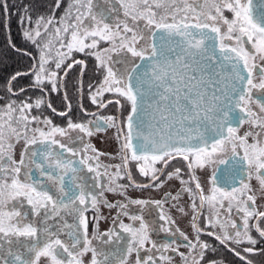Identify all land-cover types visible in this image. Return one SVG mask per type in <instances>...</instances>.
<instances>
[{
  "label": "flooded vegetation",
  "instance_id": "obj_1",
  "mask_svg": "<svg viewBox=\"0 0 264 264\" xmlns=\"http://www.w3.org/2000/svg\"><path fill=\"white\" fill-rule=\"evenodd\" d=\"M76 1L77 5H69L72 14L67 16L72 24L58 37L63 36L67 46L71 43L79 53L88 46L84 42H91L85 41L88 35L127 37L126 32L140 19L146 20L145 16H150L152 24L150 44L156 27L168 23H192L215 32L218 46L233 49L246 68L236 119L219 138L205 144L148 143L157 147L135 151L127 132L134 101L127 77L134 64L117 72V63L93 62L92 53L69 63L61 44L53 48L55 57L24 48L29 55L18 56L30 60L31 75L34 70L48 69L43 78L32 77L44 81L45 90L35 89L47 92L46 99L56 87L53 76L60 67L57 87L61 91L76 89L89 107L98 103L94 98L97 91L106 100L89 111V116L70 118L68 127L72 131L73 126L78 127V140L58 144L49 138L38 139L17 162L12 161L13 168L0 165L7 195L18 193L8 210L0 212V264H43L41 254L48 264H86L78 249L92 251L86 260L94 264H264V62L255 59L258 49L264 51V0H214L211 8L206 0H198L191 17L175 16L178 19L173 20L169 16L163 20L155 12L156 2L144 16L141 12L151 1L140 0L137 10L129 7L130 0H120L130 29L126 22L113 21L120 8L115 0H89L87 5ZM166 1L170 0L160 2ZM259 1L260 8L256 6ZM91 3H99V8L89 12ZM216 15L220 20L208 18ZM228 21L234 24L230 26ZM117 47H110L111 53ZM101 65L113 69V73L104 70L105 85L97 84L95 76L87 73ZM61 99L66 112L75 115L76 109ZM55 106L46 105L40 112L44 116ZM66 112L54 115L63 114L62 118ZM201 166L205 171H199ZM13 177L21 184L7 183ZM174 187L175 195L170 191ZM172 197L174 202L184 198V207L174 211L178 214L183 209L184 217L169 216ZM25 243L31 250H22Z\"/></svg>",
  "mask_w": 264,
  "mask_h": 264
},
{
  "label": "rangeland",
  "instance_id": "obj_2",
  "mask_svg": "<svg viewBox=\"0 0 264 264\" xmlns=\"http://www.w3.org/2000/svg\"><path fill=\"white\" fill-rule=\"evenodd\" d=\"M58 1L60 2L61 0ZM88 1L89 0H79V3L87 5ZM115 1L119 3L120 8L118 11L115 12L113 21L119 20L122 24L126 22L125 25L128 26L129 20H126V16L128 15L126 9L125 11H123V4H121L120 0H115ZM148 1H151L150 6H148V9H144L143 12L141 13L144 16L147 15L146 10L149 11V9L152 7V3L156 2L157 9L155 12H157V14H159L160 16L163 15L162 18L163 20H166L168 16L171 17V20H173L174 18L178 19L175 16L179 17L180 19L187 16L191 17L190 16L191 13H194L192 10L193 6L196 7L198 4V0H170L168 2L166 1L163 3L160 2L161 0H148ZM192 1L195 2L193 5H191ZM213 1L214 0H206L205 4L208 5L209 8H211L213 7ZM128 3H130L129 7L138 10L140 5V0H130ZM75 5H77V1L71 0V6H75ZM99 5H100L99 3H91L89 5V7L91 8L89 12H91L92 9L95 7L99 8ZM59 6H61V4ZM58 9L59 7L57 6L55 8H52V10H49V12H45L41 14H37L34 11H33L34 14H31L27 6L21 7V10L19 9L20 13L18 19L19 22L18 26L21 36L23 37V39H25V41L22 42L23 46L24 44H28L29 45L28 47H32L33 50H36L38 54H43L47 57H55L57 50L53 48L54 46H58L61 44L63 45L62 50L65 53L64 58L69 63H74L76 62V60L83 58L85 54L92 53L89 58L93 62L97 61V63L99 64H105L107 63L106 61L117 63L116 68L114 70L117 72H124L125 69L130 67V65L135 64V62H138L140 57H143L144 55H147L148 53L150 54L152 52L150 38L148 35L149 30L152 27L151 26L152 24L148 20L150 16L148 17L145 16L146 20L144 18L140 19L139 20L140 23L137 21L134 24L133 28L126 32L128 38L121 36L113 37L112 33L111 34L101 33V36L99 35L96 38L88 35L85 41H91L90 43L84 42L83 39L81 38L82 41L88 46H86V48L83 49V53H79L75 48H73L71 43L69 44V46H67L68 43L67 44L65 43L66 40L63 39V36L58 37V35H60V32H64L65 29L71 26L72 21H69L68 17L69 15L72 14V10L69 7L67 8L66 12L63 14L62 11L56 12V10ZM102 10L104 11L103 8ZM0 11H1V5H0ZM152 12L153 11H151V13ZM118 16H120L121 19H119ZM216 16L208 17V18L209 19L213 18L214 20H218V19L220 20V16L219 15ZM207 23H210L209 20H207ZM216 24L217 26L219 25L218 23ZM233 24L234 23L232 21H228V25L232 26ZM228 25L226 24V27H224L226 30L229 29ZM75 34L77 35L76 32ZM53 36L55 38H52ZM92 44L95 45V47L92 46ZM71 46L72 48H70ZM79 47L82 48V45H80ZM110 47H117V49L113 50V52L111 53ZM122 47H123L122 50H118ZM51 48H52V52H51ZM255 59L258 62L260 61L263 63L264 51L258 49ZM0 60L3 63L2 58H0ZM29 62L30 60L26 58L20 59L19 57H17L14 64L9 66L4 73H0V75L3 74L1 80L2 83H0V165L2 164L7 168H13L12 161L17 162V157H21L22 155H24L28 147L38 139L49 138L54 140L58 144H64V143L68 144L72 138L73 139L78 138L79 137L78 127L73 126L72 128L74 130L72 131L71 128L68 127V123L72 122V119L74 120L82 119L81 117L89 116L88 113L89 111H92V109H97L98 106H103L105 104L104 101L106 100L103 99L102 97L100 98V96L98 95L99 91H97L96 93L98 96H96L95 93L94 98L97 100L96 103L97 102L98 103L95 104L93 107H89L88 102L79 99L80 94L76 91V89H72L68 93L65 91L63 92V90L61 91L60 87L59 88L57 87L58 81L61 77L60 69H59L60 67L56 68L57 72L53 76V79H55L54 84L56 87L54 86L52 87V90L48 95L50 99H46L45 96L47 92L41 93L38 92L37 89H35V88L44 89L43 87L44 81L42 82V80H38L35 78L33 80L32 77L38 76L43 78L46 75V71L48 69L34 70L33 71L34 73L31 75L33 68L31 63ZM77 63L80 64L79 62ZM105 69L110 73H113V69H111L110 66L105 67L104 65H101L96 68H90L87 71V73L89 72L95 76L96 78L95 82L97 84L99 82L100 84L103 83L105 85L106 82H108L107 77H105V72H104ZM24 71L28 72V77L16 79L15 80L16 83H14L12 86L9 87L8 89L9 92H8L6 90L5 84L9 81V79H14L15 77H17L18 74ZM50 71L55 72L53 69H50ZM97 87L98 89L102 88V86L100 85ZM20 89L22 90L21 91L22 93H19L18 95L14 94ZM61 98H64L66 101H68V105L71 108L76 109L77 112L75 115L77 116L66 112V109L63 105V101ZM46 102H50L56 105L57 108L55 109L53 108L52 109L53 112L51 111V113L45 114L43 116L40 111L47 109ZM55 112L57 113L66 112L64 113L66 115L62 116L61 118L60 115L63 114L56 116L54 115L56 114ZM116 112H118L117 106H116ZM120 113H122V108L120 110ZM124 115L125 113L123 112L121 116ZM72 116H74V118L70 119ZM116 130L118 135H120L121 133V132L119 133L120 129H116ZM116 143L115 140L113 139V144ZM6 150H9L10 152L5 156ZM10 153H13V156ZM202 169L203 171H205V168L203 166L199 167V171ZM134 181H138V180H134ZM172 181L175 182L174 179ZM5 182H6L5 179L1 178L0 212L7 211L8 205L18 198L17 196L18 193L14 191H12L10 195H7L8 188L5 186ZM7 183H13L15 185L21 184L19 183V179L18 178L15 179L14 177L11 178ZM156 189L158 190V187ZM175 190L176 187L170 189L171 193L174 195H175ZM259 191L261 192V190ZM104 197L106 196L104 195ZM108 197H109L108 200L110 201L112 197L111 196ZM183 199L174 202V198L173 197L171 198L170 211L172 214L170 215L168 214L169 216L184 217L185 212H183V209H180V212L178 214L174 213V211H178L180 207H184ZM124 242L125 241L122 240V242L120 243V245H122V248H124ZM28 246H29L28 243H25V246L22 250L23 251L31 250L30 247ZM88 248L95 249L93 246H89V245ZM76 252H79L78 254L80 255V257L81 258L83 257L85 259L83 261L86 264H94L86 260L91 256L90 254H93L92 251H86V249L83 250L78 249L76 250ZM97 253H99V251ZM120 257H121V253L118 257V261H120ZM122 259H124V257ZM41 260L43 261V264H48L47 261L48 259L44 254H41ZM118 264L121 263L118 262ZM135 264L137 263L135 262Z\"/></svg>",
  "mask_w": 264,
  "mask_h": 264
},
{
  "label": "water",
  "instance_id": "obj_3",
  "mask_svg": "<svg viewBox=\"0 0 264 264\" xmlns=\"http://www.w3.org/2000/svg\"><path fill=\"white\" fill-rule=\"evenodd\" d=\"M151 38L153 55L139 59L128 76L134 97L127 126L132 148L207 142L232 114L220 104L221 94L233 108L242 94L241 57L217 48L216 35L194 24L158 26ZM212 63L216 77L205 78Z\"/></svg>",
  "mask_w": 264,
  "mask_h": 264
},
{
  "label": "trees",
  "instance_id": "obj_4",
  "mask_svg": "<svg viewBox=\"0 0 264 264\" xmlns=\"http://www.w3.org/2000/svg\"><path fill=\"white\" fill-rule=\"evenodd\" d=\"M60 4H61V6H59ZM0 5H1V11H0V58H2V60H3V63L0 60V73H4L5 70H7V68L9 66L14 64L17 57H19L20 59L24 58L22 56H18L19 54L28 56V54L13 50L11 48V46L8 44V37H9V39L12 43V46L15 47L16 49L24 51V48H27L29 46L28 44H24V46L22 44V42L25 41V39H23V37L21 36L19 26H18L19 25L18 19H19V13H20L19 9L21 10V7L27 6L28 9L30 10L31 14H34L33 11L37 14H41V13L49 12V10H52V8H55L58 6L59 9L56 10V12L62 11V13L64 14L66 12L67 8L69 7V5H71V0H61L60 2L58 0H5V5H6V10H7V15H8V20H7L8 32H7L6 27H5V9H4L2 0H0ZM24 72H26V71H24ZM0 76H1L0 83H2L1 80H2L3 74H1ZM24 77H28V74L20 75V76L16 77L12 81L11 86L14 83H16L15 82L16 79L24 78ZM74 80H75V77H74ZM9 81H10V79H9ZM8 82L5 84L7 91H8V89H7ZM69 82H71V81H69ZM52 105H54V104H52ZM55 108H57V107L55 106Z\"/></svg>",
  "mask_w": 264,
  "mask_h": 264
},
{
  "label": "bare ground",
  "instance_id": "obj_5",
  "mask_svg": "<svg viewBox=\"0 0 264 264\" xmlns=\"http://www.w3.org/2000/svg\"><path fill=\"white\" fill-rule=\"evenodd\" d=\"M2 1H3L4 9H5V27H6V30H7V32H8V27H7L8 15H7V10H6L5 0H2ZM164 25H165V24H164ZM160 26H162V25H160ZM152 35H153V34H152ZM8 44L11 46V48H12L13 50H16V51H19V52H22V53L28 54L26 51L19 50V49H16L15 47H13V46H12V43H11V41H10V39H9V37H8ZM217 48H219V49H224V48H220L218 45H217ZM227 50H230V51H233V52H234V50L231 49V48H227ZM153 53H154V50H153ZM153 53H152L151 55H153ZM28 55H29V54H28ZM144 57H145V56H144ZM142 58H143V57H142ZM242 63H243V67H244V69H245V71H246L245 64H244V62H242ZM217 69H218L217 65L214 64V63H212L211 66L209 67V70L207 71V73L204 74V75H205V78H208L209 76H211L212 78H215V77H216V74H217V73H216V72H217ZM26 74H28V72H22V73L18 74L17 77L20 76V75H26ZM211 77H210V78H211ZM15 78H16V77H15ZM15 78H14V79H15ZM14 79H10V81L8 82V85H7V89H9V87L11 86V83H12V81H13ZM225 90H228V88L226 87ZM21 91H22V90L20 89V90L17 91L15 94H19V93H21ZM238 99H239V98H238ZM239 100H240V99H239ZM239 100H238V102H239ZM219 101H220V104L226 108V110H229V109H231L232 111L234 110V108L231 106V104L229 103V101H228V100L226 99V97L223 96L222 94H221V98L219 99ZM238 102H236V103H238ZM46 105L50 108V105H49L48 102H46ZM231 107H232V108H231ZM133 108H134V101H133ZM198 124H199V123H198ZM202 125H203V124H202ZM202 125H201V126H202ZM221 135H222L221 133H218V134H216V136H215L213 139H209V140H207V142H210V141H212V140H215V139L219 138ZM201 144H203V143H201Z\"/></svg>",
  "mask_w": 264,
  "mask_h": 264
}]
</instances>
